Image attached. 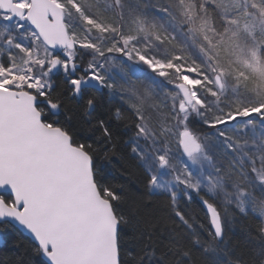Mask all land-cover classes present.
Masks as SVG:
<instances>
[{
    "label": "snow or ice",
    "instance_id": "obj_1",
    "mask_svg": "<svg viewBox=\"0 0 264 264\" xmlns=\"http://www.w3.org/2000/svg\"><path fill=\"white\" fill-rule=\"evenodd\" d=\"M116 125L171 227L109 183ZM249 212L256 236L233 248ZM8 231L37 264H264V0H0Z\"/></svg>",
    "mask_w": 264,
    "mask_h": 264
},
{
    "label": "trees",
    "instance_id": "obj_2",
    "mask_svg": "<svg viewBox=\"0 0 264 264\" xmlns=\"http://www.w3.org/2000/svg\"><path fill=\"white\" fill-rule=\"evenodd\" d=\"M100 107L98 114H102L105 119L108 118L110 112L121 107L118 99L109 97L107 95L100 96ZM73 110L75 106L73 105ZM77 120L82 117L77 113ZM195 127V126H194ZM114 130L118 133L115 137L117 144V153L115 159L106 165L108 172L109 183L118 187L122 194L126 197L125 208L131 209L136 205L142 203H149L150 207L144 209L141 206V211H148L153 213L156 217H160V223L157 225L158 230L171 227V221L167 218L165 201L160 196H148L144 189V182L141 170L136 166L135 162L131 160L126 154L124 148V141L128 139L130 134L123 125L114 126ZM122 186V188H120ZM194 214L198 222H203L207 226V221L204 218V210L199 200L194 196L193 202L187 209ZM256 215L249 212L247 215L237 213L232 232L229 233L231 246L233 248L243 250V245L249 239L245 229L252 233V238L256 236L253 225L256 223ZM254 244H258V239H253ZM197 264H215L216 261L222 259L220 256L214 254L201 255L196 253ZM37 257L34 254L33 247L28 240L17 234L8 231L0 234V264H37Z\"/></svg>",
    "mask_w": 264,
    "mask_h": 264
},
{
    "label": "rangeland",
    "instance_id": "obj_3",
    "mask_svg": "<svg viewBox=\"0 0 264 264\" xmlns=\"http://www.w3.org/2000/svg\"><path fill=\"white\" fill-rule=\"evenodd\" d=\"M194 126H195V127H199V125H198V124H195ZM194 196H195V195H194ZM197 199H198V198H197Z\"/></svg>",
    "mask_w": 264,
    "mask_h": 264
}]
</instances>
